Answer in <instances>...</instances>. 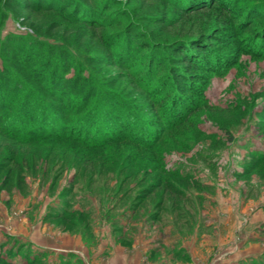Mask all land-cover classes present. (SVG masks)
Returning a JSON list of instances; mask_svg holds the SVG:
<instances>
[{"label": "rangeland", "instance_id": "374dc122", "mask_svg": "<svg viewBox=\"0 0 264 264\" xmlns=\"http://www.w3.org/2000/svg\"><path fill=\"white\" fill-rule=\"evenodd\" d=\"M198 1L182 10L177 0H0V52L11 47L8 60L0 58L11 77L0 87L9 107L0 114L18 129L0 130V259L264 264V0H242L243 10ZM72 4L96 20H81L66 8ZM119 47L130 57L120 61ZM62 53L70 60L64 69ZM196 53L217 65L188 67ZM47 59L58 77L76 79L85 68L81 89L97 94L83 114L84 95L62 102L46 92V78L33 79ZM36 96L49 106L42 116L65 126L63 137L33 125L44 136L24 142L32 126H20L22 118L44 109ZM11 97L26 102L18 118ZM117 99L131 107L112 130L125 137L71 129L94 122L93 106L121 105ZM177 102L186 114L176 125L165 109ZM138 127L144 138L132 132Z\"/></svg>", "mask_w": 264, "mask_h": 264}, {"label": "trees", "instance_id": "16d2710c", "mask_svg": "<svg viewBox=\"0 0 264 264\" xmlns=\"http://www.w3.org/2000/svg\"><path fill=\"white\" fill-rule=\"evenodd\" d=\"M196 1L197 0H177V2H180L181 6H182V10H187L188 7H191L192 4H194L195 6L196 5L200 6L202 3H204L202 1H198L199 3L197 4ZM205 1H211V0H205ZM226 1H228L227 4H226ZM212 2H215V3H217L219 5H222V6H225V7H232L233 10H236V8H238V7L241 10H243L245 8V7L242 6V0H231V1L230 0H213ZM55 3H56V5L58 4V2H55ZM60 3L58 5H60ZM77 3H78V0H77ZM48 5H50V4H48ZM63 5L64 4H62V6ZM66 8L71 9V12H75L77 14V17L81 18V20H83L85 22H88V21L90 22L92 20L94 21V20H96V17L98 16V14L96 12L92 11L88 7H81L80 8V7H75L74 4H72V5H68V7L66 6ZM246 10H247L246 11L247 13L251 12V6L248 5V8H246ZM18 40H19L18 38H13L11 41L13 43H17ZM119 45L120 44H117L116 46L118 47ZM9 48L10 49H7V50L4 49L3 50L4 53H3V51L0 52V58L3 59L4 63H5L6 60H8V58L5 57V56H6V54H9L10 51H11V47H9ZM180 53L183 55L184 52L180 51ZM62 54H63L64 58L61 59V62H65V64L63 65V69H64V68H67L68 61H70V60H68L69 57L65 53H62ZM47 55H48V58H50L52 56V54H47ZM115 55L116 56L119 55L120 57L122 56L123 59L120 60V61H124V60H126L127 57H130L131 54H130V50L127 49L126 47H124V48L119 47V49H117V51H115ZM191 57H194V58H192L191 61L189 60L190 64L187 65L188 67H193L194 64L196 63V65H198L199 67L202 66V68H200L201 70L211 71L209 68H211V66L214 67V66L217 65V61H214V59H212V63L211 62L209 63V64H212V65L207 67L208 63L203 61L200 56H197V53L191 55ZM28 59L29 58L25 59V61L27 62L28 66H31V60L28 61ZM49 61H50V59L49 60L47 59L43 65L38 66V67H40L39 71H37L38 69H36V67L34 66V68H33L34 71H31L33 79L35 78L36 80L38 79L41 82H43L45 80V78H46L47 83H46V86H45L44 89L46 90V92L48 94H50V96H55L56 98H58V100H60L62 102H66V103L72 102L71 95L72 96L73 95H76V96H79V95L83 96L84 95L83 99H81V102L83 104L79 108V114L81 112H83L85 109H88L87 105L90 104V102L92 101V98L97 93L95 91L96 90L95 87H93V86L91 88H89L88 90H86L85 92L83 91V89H81L84 86V84H85L84 82H86V81L83 82L82 78L79 76V75H81V72L83 70L85 71V68H83V65H81V67H80L81 69H79L77 71L78 75L74 76L76 79H73V76H71L69 78H64V77L56 76V70L53 67L51 68L52 69L51 71H50V69H48ZM137 67H139V69L142 68L140 66V63L138 65H136V68ZM212 72H215V71L213 70ZM8 76H9V78H11L9 74L8 75H4L1 72V70H0V87H1V85L3 87V84H6V82H4V79L8 78ZM54 79H57V86H55V84H54ZM60 83H62L61 87H58V84H60ZM17 84H18V86L19 85L20 86H24L22 83H17ZM7 85H9V83ZM155 85H157V84L155 83ZM78 86H81V87H78ZM157 88L160 89V85H158ZM25 89L27 90V93L29 94V98H32L35 95V93H36L33 89H31V87H28L27 85L25 86ZM0 97L3 99V96H0ZM154 98H156V97L154 96ZM9 100H11L10 104H12V102H14L12 107L10 106L11 109H12L11 118L12 117L13 118H18L17 115L19 114V112H22L20 110H22V109L24 110L25 109L24 106H27L26 102L24 100L19 99L18 97L17 98L16 97H11V98H9ZM32 100L34 101V103H37L38 105L41 104L44 107L45 110L41 109V108L38 109V108L35 107L36 110H33L31 112L32 113V117H33L32 121L30 119L22 118L23 121L19 123L20 126H32V127H29L30 129L26 132L27 135H29V136H26L28 138H25V136H24L25 141L24 140L23 141L27 142L28 140H32L33 138H31V136H36V137H39V138L43 137L44 135H54L56 137H63L64 136L63 133L65 132L64 129L66 130L65 126L61 122H58L57 119H55V117H49V119H48V118H45V117L42 116V113H41L42 110H43L42 112H47V109H46L47 104L46 103H42V101L39 100L37 96L34 97ZM117 100L120 102L121 99L120 100L117 99ZM93 101H94V99H93ZM2 102H3V100L2 101L0 100V110L4 111L5 109H8L9 107L5 108V104L2 103ZM24 102H25V104H24ZM108 102L109 101H107L106 103H108ZM121 103H120L121 105H118L117 103H112V105H109V103H108V104L101 105L99 107L98 106H93L92 107V105H91V107L96 110L95 111V115L93 117L94 122H93V120L92 121H88V119H86V121H83L82 124H80L82 126L81 129H80L79 126L77 127L76 125H74V127H73V125L70 123V125L72 126L71 129L73 128L72 130H78L79 132H86V133H89L92 129L95 130V131L96 130H98V131L105 130L106 131L104 133V135L106 136L105 137V141L112 140L115 137L116 138L125 137V135H126L125 133H122V135L120 136L119 134L114 135L113 132H112L113 128L115 127V124H117V125L119 124L120 127H121L123 125L122 121L127 122L126 119L122 115L120 116L121 112H123L122 114H124V115L127 112H131V107L126 104V101H122L121 100ZM182 104H181V102H177V103H174L173 106L172 105L171 106L167 105V108L165 109V112H167V117L168 118L177 119L176 122H175L176 125L178 123H180V121H182L181 118H183L184 115L186 114L184 112L181 113L182 109L179 110V111L177 110L179 108V106L182 107ZM47 107H49V106H47ZM56 108L60 109L61 107L59 105H56ZM3 111L0 114V130L4 134L7 133V130L4 129L7 126H9L10 128H14L15 130H18L17 128H15L14 119L12 120L11 118H9V120L11 119L10 121H8V122L4 121L5 114H3ZM100 111H102V112L99 113ZM176 111L180 112V115L178 114L179 115L178 117H176V115H174ZM36 113H39L40 116L38 114H37L38 117L34 116V114H36ZM23 114H24V112H23ZM81 114H83V113H81ZM87 114L88 113H86V115ZM105 115H107L110 118V121H105L106 120V119H104ZM84 117H86V116L82 115L81 120H83ZM111 118H112V120H111ZM113 119L115 120V122L113 121ZM33 125L39 126V127L40 126H45L47 128L46 129V133L44 135L35 133L36 131L33 128L34 127ZM127 125L128 126L130 125V127L133 128L132 124L128 123ZM92 126H93V128H92ZM122 128H124V127H122ZM140 128H143V126L140 125ZM130 130H132V129H130ZM122 131H123V129H122ZM132 132L135 133L136 135H138V137H143L144 138V136L146 135L143 132V130L139 129V127H138V129H136L135 131H132ZM109 133H112L113 135H110ZM68 134H70V133H68ZM109 137H113V138H109ZM21 138H23V137H21ZM137 143H145V142H141V140H140V141H137ZM95 144H101V143L96 142ZM149 144L150 143H147V145H149ZM150 192H152V191H147V193H150ZM141 198L142 199L145 198V194L142 193ZM0 262L2 264H10V262L5 261L4 259H0ZM30 264H31V262H30Z\"/></svg>", "mask_w": 264, "mask_h": 264}, {"label": "crops", "instance_id": "0c3cea01", "mask_svg": "<svg viewBox=\"0 0 264 264\" xmlns=\"http://www.w3.org/2000/svg\"><path fill=\"white\" fill-rule=\"evenodd\" d=\"M37 245H39V244H37ZM39 247H41V248H43V249H46L47 246H44V245L41 246V245H39ZM233 249L235 250V246L233 247ZM70 250H73V249H70ZM74 250H75V249H74ZM235 254H236V253H234V256L237 257V255H235ZM251 254H252V253H249V254L246 253L245 255L243 254V255H242V259L247 258V257L250 258V257H251ZM244 256H245V257H244ZM236 257H234V258H236ZM191 262L194 264V262H193L192 259H191Z\"/></svg>", "mask_w": 264, "mask_h": 264}]
</instances>
